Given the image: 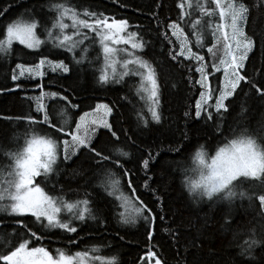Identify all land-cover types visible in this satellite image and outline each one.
Returning <instances> with one entry per match:
<instances>
[{"label":"snow or ice","instance_id":"snow-or-ice-1","mask_svg":"<svg viewBox=\"0 0 264 264\" xmlns=\"http://www.w3.org/2000/svg\"><path fill=\"white\" fill-rule=\"evenodd\" d=\"M113 3H119V0H113ZM210 5L215 7L205 6L203 0H195V4L192 0H180L176 5L180 9L177 19L164 24L157 20V31L170 46L168 55L171 59L177 63H180L179 57L192 61L194 64L188 66L189 70L194 67L195 72L199 73V79L194 81L201 89L199 99L195 100V118L199 120L202 114H206V120H213L215 112L218 119L213 127L216 132L224 135L219 118L223 112L228 111L226 101L237 95L238 89L243 91L242 85H246L250 91L255 90L258 96L264 98V72H261V80L257 81L246 70L245 62L253 49L254 41L245 32L250 8L244 0H210ZM45 7L52 14L48 21H42L29 13L23 21H9L0 29V53L11 56L14 43L33 51L39 50L41 46L51 45L69 53L75 64H83L85 61L91 64L92 60L86 53L98 40L103 54V66L111 71H101L97 82L103 86L121 83L125 77H139V84L134 85L137 95L143 94L141 99L145 100L152 121L159 123L161 115L157 110L159 97L156 70L148 59L136 54L143 51L147 41L142 36L138 39L140 34L137 31L129 30V21L73 4L72 0H48ZM253 7H264V0H256ZM187 9L198 10L200 16L192 20V14ZM7 11L8 8L0 9V17ZM217 13L218 20L214 22L213 18ZM185 17L189 19L185 20ZM202 17L208 19L204 21ZM185 24L189 26L188 34L185 33ZM161 27L164 28L162 32L159 31ZM169 32L171 37L167 34ZM206 32H210L212 37V46L207 47V53L212 54L210 65L206 64L205 55L201 54L205 47L203 41ZM172 37H175V41ZM190 37L195 38L197 50L189 46ZM86 41L89 43L86 44ZM220 41L223 55L216 57L213 50ZM110 45H127L128 48ZM121 53L124 54L123 58L117 60V55ZM46 66L53 73L66 74L70 70L64 59H59L58 56L49 59L42 55L39 62L31 67L17 62L15 69H19V74L13 69L11 78L15 81L25 73L32 79L43 78L46 72L42 69ZM218 72H222L224 79L216 77L218 83L213 87L209 78ZM189 82H192L191 78ZM66 93L67 89L64 93L58 90H41L39 95L24 97L29 102L26 114L17 117L0 114V119L23 121L24 127L23 144L15 150L4 152L9 162L0 166V227L5 224L17 226L7 233V242L0 235V264H117L115 255L104 253V249L111 247L107 236L103 234L108 218L101 214L100 209L93 210L90 207V194L68 200L59 181L52 179L59 177L63 171L61 165H66L73 157L85 152L89 159L99 165L95 174L100 177V186L104 187L109 196H114V201L110 202L112 220L125 225L135 224L141 219L146 224H152L155 220L152 208L137 196L132 179L135 173L125 168L123 163L129 153L120 151L116 144L105 153L92 142L98 128L107 129L119 141V136L107 119L112 114V108L108 104L97 103L91 110L77 113L76 118H73L70 110L77 109L79 105ZM245 95L248 93L245 92ZM136 115L137 126L142 123L147 127L148 121L143 109H137ZM185 115L192 114L186 112ZM230 131L233 133L232 138L225 136L227 142L218 146L214 155L208 156L203 145L195 151L191 161L195 167H182V183L190 196L200 200L227 202L229 206L236 199H246L250 206L256 200L259 205L257 214L264 218V139L254 137L246 130L239 134H235L233 129ZM160 151L157 149L154 154L153 149L149 148L147 155L141 156L138 167H142L147 173L150 163L155 161ZM170 151L179 152V145ZM190 174L196 178L192 179ZM39 177H44L46 183L53 185L52 192L46 190ZM125 188L130 192L125 191ZM144 188L151 190L147 180ZM24 217L30 219L25 221ZM160 219L164 218L161 216ZM89 220L98 221L97 232L89 235L99 234L100 237L90 247H82L76 251H71L68 247H57L53 251L42 244L32 245L33 239H48L49 234L69 246L77 245L79 240L84 239L79 232L80 226ZM224 221L225 224L230 222L227 214ZM31 225H38L40 233L34 231ZM169 231L173 237L176 236L174 231ZM13 235L17 237L14 243ZM152 235L153 232L149 230L148 238L151 239ZM241 235V232L233 233V242L239 248L238 255L243 258L237 264H244L245 261L251 264L255 260L254 249L262 247L264 250V223L260 225L259 231L252 228L242 241H238L237 238ZM192 244L195 246V240ZM147 260L149 264L152 260L155 264H163L151 249L147 251Z\"/></svg>","mask_w":264,"mask_h":264},{"label":"trees","instance_id":"trees-1","mask_svg":"<svg viewBox=\"0 0 264 264\" xmlns=\"http://www.w3.org/2000/svg\"><path fill=\"white\" fill-rule=\"evenodd\" d=\"M179 2L180 0H119V3H113V0H72L73 4L89 7L112 18L126 19L130 24L129 30L137 31L140 34L138 39L142 36L147 41V46L140 56L148 59L156 70L159 97L157 110L161 115L159 123L152 121L145 101L141 99L143 94L137 95L134 87L138 85L136 77H128L121 83H108L103 86L97 82L101 71H110L103 66V54L98 40L86 53L92 60L91 64L87 61L75 64L69 53L51 45L41 46L39 50L33 51L14 43L11 56L0 53V114L9 117L26 114L29 111V102L24 97L39 95L41 90H58L64 93L67 89L66 95L79 105L77 109L70 110L73 118H76L77 113L91 110L97 103H105L112 108L108 121L119 136V141L104 128L96 133L92 142L105 153H108L114 144L119 145L120 151L129 153L123 163L125 168L135 173L132 179L137 196L152 208L154 222L146 224L141 219L135 224L125 225L111 219L110 202L114 201V196H109L104 187L100 186V177L95 174L99 165L89 159L86 152L73 157L66 165H61L63 171L59 177L52 179L59 181L68 200H76L86 193L90 194L88 196L91 201L90 207L93 210L100 209L101 214L108 218L103 234L107 236V242L111 247L104 249V253L115 255L117 264H149L147 260L149 249L156 253L163 264H237L243 258L238 255L239 248L233 242V233L241 232L242 235L237 240L242 241L249 230L256 228L259 231L260 225L264 223V218L257 214L259 205L256 200H253L251 206L246 199H236L231 206L227 202L200 200L198 197L190 196L182 183L184 178L182 167H193L191 161L195 151L203 145V150L208 156L214 155L218 146H223L227 142L225 136L232 138L233 133L230 129H233L235 134L246 130L248 134L264 139V98L258 96L255 90L250 91L246 85H242L244 90L238 89L237 95L226 101L228 111L223 112L219 118L224 135L216 132L213 127L218 119L215 112L213 120H206L204 118L206 114H202L199 120L195 118V100L198 99L201 89L194 81L199 79V73L195 72L194 67L189 70L188 66L194 64L192 61H185L182 57L178 58L180 63L173 61L168 55L170 46L157 31V20L164 24L177 19L180 9L176 5ZM255 2L256 0H244L250 8L245 32L254 41L253 49L245 63L249 76L260 81L261 72H264V7H253ZM47 3L48 0H0V9L8 8L5 15L0 17V29L9 21L15 19L23 21L29 13L42 21H48L52 14L45 7ZM199 15V12L192 14L191 19L194 20ZM188 19L189 17H185V20ZM187 26L184 25L186 34L189 33ZM159 31H164V28L161 27ZM167 34L171 37L170 32ZM41 38L43 39V36ZM172 39L174 40L173 37ZM190 40L189 46L197 50L195 38L190 37ZM203 42L205 47L201 54L205 55L207 60L209 55L207 47L212 45L210 41ZM42 55L49 59L57 56L64 59L69 65V72L66 74L47 72L41 80L36 81L29 77L12 80L17 62L31 67L39 62ZM15 72L18 75L19 70L15 69ZM216 77H219V73H214L209 78L213 87L218 83ZM245 92L248 95H245ZM137 109H143L148 121L147 127L142 123L137 126ZM186 112L192 115L186 116ZM23 134V121L0 119V166L9 162L4 152L15 150L23 144ZM178 145L179 152L170 151ZM149 148L153 149L154 154L157 149L161 151L145 173L138 164L141 156L147 155ZM149 177L151 179H148ZM39 180L47 191H53L52 184L46 183L42 178ZM145 180L148 181L151 190L144 188ZM125 191L130 192L126 188ZM194 200L197 202L194 203ZM225 214L230 217L228 224L224 221ZM161 216L163 220L160 219ZM23 219L27 221L30 218ZM97 223L98 221L89 220L81 224L79 232L84 239L79 240L77 245L69 246L51 234L48 239H33L32 245L42 244L53 251L57 247H68L71 251L90 247L100 238L99 234L89 235L97 232ZM31 227L40 233L38 225ZM14 228H17L14 224L0 227V235L4 236L5 242L8 239L7 233ZM149 230L153 232L151 239L147 236ZM169 230L174 231L176 236L173 237ZM16 238L13 235V243ZM193 240L195 246L192 244ZM253 254L255 260L251 264H264L262 247H256ZM244 264L249 262L245 261Z\"/></svg>","mask_w":264,"mask_h":264},{"label":"rangeland","instance_id":"rangeland-1","mask_svg":"<svg viewBox=\"0 0 264 264\" xmlns=\"http://www.w3.org/2000/svg\"><path fill=\"white\" fill-rule=\"evenodd\" d=\"M192 2H193V4H195V0H192ZM203 2H205V6H211V5H210V0H203ZM211 7H213V5H212ZM214 7H215V6H214ZM187 11H189V12L193 11V12H191L192 14H195L196 12H198V10H194V9H187ZM199 16H200V15H199ZM207 19H208L207 17H202V20H204V21H206ZM216 20H218V13H217L216 16L213 18V21H214V22H215ZM69 23H70V21H69ZM187 29H188V32H189V26H187ZM173 38H174V40H175V37H173ZM204 40H207V41H210V42H211L212 37H211V33H210V32H206V33H205ZM110 46H113V47H116V48H128L127 45H110ZM177 49H178V45H177ZM213 51H214L216 57H219V56H222V55H223L222 41L218 42V44H217V48H215ZM140 53H141V52H137L136 54L140 55ZM123 56H124V54L121 53V54H118L116 58H117V60H120V59L123 58ZM205 61H206V64L210 65L211 62H212V54H209L207 60H205ZM217 62H218V59H217ZM18 70H19V69H18ZM42 70H44L46 73H47V72H52L50 69L47 68V66H46L44 69H42ZM117 70H118V71L120 70V69H119V64L117 65ZM110 71H111V70H110ZM110 71H109V72H110ZM218 73H219V77H220V79L223 80L224 77H223V75H222V72H218ZM18 74H19V72H18ZM24 77H29L28 73H25L24 76L19 77V78H24ZM126 78H128V77H125V79H126ZM136 78H137V80H138V84H139V77H136ZM33 80H35V81H36V80H41V77H36V78L33 79ZM30 81H32V80H30ZM198 99H199V97H198ZM143 100H144V99H143ZM144 101H145V100H144ZM109 117H110V116H109ZM109 117L107 118L108 120H109ZM101 129H104V128H98L97 131H96V133H97L99 130H101ZM95 135H96V134H95ZM94 137H95V136H94ZM94 137H93V138H94ZM193 167H195V165H193ZM39 178L44 179V177H39ZM39 178H38V179H39ZM191 178H192V179H195L196 176H195V175H191ZM123 210H124V209H122V211H123ZM151 264H155V261L152 260V261H151Z\"/></svg>","mask_w":264,"mask_h":264}]
</instances>
